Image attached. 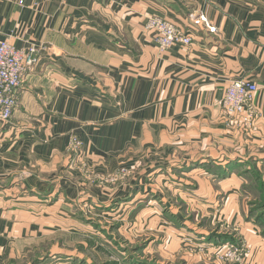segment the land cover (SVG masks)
<instances>
[{
  "label": "crops",
  "instance_id": "obj_1",
  "mask_svg": "<svg viewBox=\"0 0 264 264\" xmlns=\"http://www.w3.org/2000/svg\"><path fill=\"white\" fill-rule=\"evenodd\" d=\"M151 14L193 44L161 51L145 29ZM0 36L40 46L12 118L0 122V264H20L18 240L69 226L79 192L102 199L90 172L106 174L150 147L210 150L226 139L232 80L259 84L264 128V0H0Z\"/></svg>",
  "mask_w": 264,
  "mask_h": 264
},
{
  "label": "rangeland",
  "instance_id": "obj_2",
  "mask_svg": "<svg viewBox=\"0 0 264 264\" xmlns=\"http://www.w3.org/2000/svg\"><path fill=\"white\" fill-rule=\"evenodd\" d=\"M256 111L250 125L226 117L227 140L210 150L150 147L106 174L90 172L102 199L79 192L69 226L18 240L20 264L46 256L41 264H264V128ZM71 146L80 153L82 142ZM83 160L73 159L82 172Z\"/></svg>",
  "mask_w": 264,
  "mask_h": 264
},
{
  "label": "built area",
  "instance_id": "obj_3",
  "mask_svg": "<svg viewBox=\"0 0 264 264\" xmlns=\"http://www.w3.org/2000/svg\"><path fill=\"white\" fill-rule=\"evenodd\" d=\"M201 17L209 25L205 16ZM145 29L154 35L163 52L175 44L191 46L194 42L191 33L155 14L147 17ZM39 60L40 46L37 42L20 47L13 44L9 38L0 36V122H7L12 118L18 101L17 90L23 83L25 75ZM259 91V84L252 79L232 80L223 97L227 119L233 122L236 118L242 124L250 125L257 114L255 102Z\"/></svg>",
  "mask_w": 264,
  "mask_h": 264
},
{
  "label": "bare ground",
  "instance_id": "obj_4",
  "mask_svg": "<svg viewBox=\"0 0 264 264\" xmlns=\"http://www.w3.org/2000/svg\"><path fill=\"white\" fill-rule=\"evenodd\" d=\"M224 247H227L226 245Z\"/></svg>",
  "mask_w": 264,
  "mask_h": 264
}]
</instances>
